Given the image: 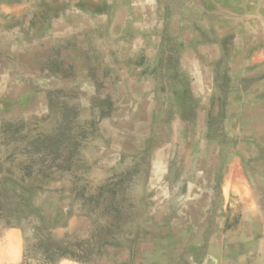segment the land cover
<instances>
[{
	"label": "rangeland",
	"instance_id": "1",
	"mask_svg": "<svg viewBox=\"0 0 264 264\" xmlns=\"http://www.w3.org/2000/svg\"><path fill=\"white\" fill-rule=\"evenodd\" d=\"M0 264H264V0H0Z\"/></svg>",
	"mask_w": 264,
	"mask_h": 264
},
{
	"label": "bare ground",
	"instance_id": "2",
	"mask_svg": "<svg viewBox=\"0 0 264 264\" xmlns=\"http://www.w3.org/2000/svg\"><path fill=\"white\" fill-rule=\"evenodd\" d=\"M130 2V1H129ZM133 23V22H132ZM262 25V24H261ZM93 27V26H92ZM67 29V28H66ZM140 29V28H139ZM59 31V30H58ZM133 45V44H132ZM133 48H135V47H133ZM40 63V62H39ZM123 138V137H122Z\"/></svg>",
	"mask_w": 264,
	"mask_h": 264
}]
</instances>
